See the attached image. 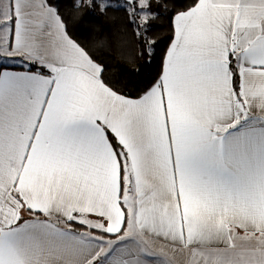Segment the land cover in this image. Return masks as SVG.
Returning a JSON list of instances; mask_svg holds the SVG:
<instances>
[{"label": "crops", "instance_id": "obj_1", "mask_svg": "<svg viewBox=\"0 0 264 264\" xmlns=\"http://www.w3.org/2000/svg\"><path fill=\"white\" fill-rule=\"evenodd\" d=\"M15 7L16 0L11 5L6 0L3 23L9 33L4 54L19 66L34 58L29 19L38 17L21 18L19 31L13 23L10 39L9 12ZM173 27L164 60L163 99L155 92V112L144 117L150 127L155 115L158 139L146 157L129 153L123 193L120 163L101 137L73 142L58 131L69 122L73 106L63 97L73 88L76 99L103 90L115 100L100 85L99 69L87 56L74 44L66 45L68 55L56 58L63 63L54 70L61 76L60 85L51 92L45 84L51 77L26 67L0 69V74H15L0 75L4 96L13 101L0 120L2 231H16L7 223L20 217L23 206L60 223L80 214L75 220L89 229L117 232L115 239L131 238L128 250L136 256L145 250L171 264H195L194 253L207 264H264V235L258 234L264 229V161L258 148L252 146L253 162L236 179L206 171L189 173L183 165L175 168L164 129V105L170 101L167 119L178 130L172 151L179 149L183 156L205 149L210 124L228 126L230 94L235 101L230 55L237 60L241 91L264 96V0H200L176 14ZM116 103L135 107L122 99ZM20 227L19 242L10 243L7 236L0 242V264H36L37 258L42 264H91L87 254H101L114 239L47 220L27 218ZM190 241L195 244L190 246ZM137 264L166 263L139 256Z\"/></svg>", "mask_w": 264, "mask_h": 264}, {"label": "snow or ice", "instance_id": "obj_2", "mask_svg": "<svg viewBox=\"0 0 264 264\" xmlns=\"http://www.w3.org/2000/svg\"><path fill=\"white\" fill-rule=\"evenodd\" d=\"M8 3L11 5L12 0H8ZM63 5L77 10L78 15L71 23L70 17L61 10ZM163 7L161 0H16L15 9L9 12V23H14L17 31L20 30L21 18L38 17L29 19L32 25L29 43L34 58L19 66L35 69L38 75L51 77L45 81L51 92V87H59L61 80L60 74H54V70L63 61L56 58L62 54L68 55L65 46L74 44L99 69L100 85L115 96L113 100L101 90L90 95L85 93L76 99L74 88L71 94L65 93L64 101L73 107L68 114L69 122L58 129L61 135L73 142L81 138L101 137V143L106 142V146L122 164L129 160V153L147 156L158 134L155 115L150 127L146 126L144 117L155 112V92L158 91L163 99L167 68L165 61L161 60L158 75L153 76L152 71L144 73L142 70L146 66L151 68L157 62L156 49L169 41L168 37L155 40L149 35L154 28L161 26L155 22V18L161 15L159 10ZM81 8L82 12L79 11ZM231 59L235 61L236 57ZM105 60L115 61V69L110 70ZM125 61H139L130 74L134 77L129 81L133 84V91L127 94L115 88L108 75L110 71L122 75L126 71ZM0 66L7 68L17 65L0 59ZM0 75L8 77L15 74L4 72ZM4 88L5 82L0 79V120L4 117L5 109L13 103L4 96ZM233 91L236 100L232 101L229 95L228 126L210 124L206 129L205 149L183 156L179 149L174 153L172 151V139L178 135V130L169 125L167 110L171 104L170 101L165 103L164 129L169 138V154L174 158L176 169L183 165L189 173L206 171L222 179H236L245 167L252 164L253 145L258 148L260 158L264 161V96H250L241 91L240 85H236ZM121 99L135 107L125 109L118 105L116 100ZM233 120L235 123H232ZM121 171L123 173L126 169L122 167ZM21 219L18 217L14 223H7V228H15V232L2 231L5 223L0 221V242L5 236L10 243L19 242ZM258 234L264 235V229ZM105 235L114 238L119 233L107 232ZM155 235L167 239L159 232ZM130 243L129 237L114 238L108 241L109 247L101 254L89 252L85 258H91V264H137L139 256L145 260L156 259L147 253H140L139 256L131 253L128 250ZM218 243L223 246L225 242L221 240ZM194 244V241H190V246ZM193 258L195 264H207L202 256L197 258L193 253ZM36 264H42V261L37 258Z\"/></svg>", "mask_w": 264, "mask_h": 264}, {"label": "trees", "instance_id": "obj_3", "mask_svg": "<svg viewBox=\"0 0 264 264\" xmlns=\"http://www.w3.org/2000/svg\"><path fill=\"white\" fill-rule=\"evenodd\" d=\"M200 0H161V4L164 5L163 8H161L159 11L161 12V15L155 18V22L159 25H161L158 28H154L149 35L155 39V40H160L162 38L168 37L169 41L163 45H161L158 49H156L157 52V62L154 63L151 68H148L147 66L142 70L144 73L148 71H152L153 76H156L159 74L158 71V65L160 64L161 60H165V56L167 53V50L173 40V18L175 17L176 14L185 12L193 7H195ZM62 11H64L69 17H70V23L72 22L73 19H75L78 15L77 10L69 8L67 5L62 6ZM80 12L83 11L81 8L79 10ZM103 19V18H102ZM12 32H13V24H10V39L12 38ZM88 43H94L91 41H88ZM233 57L230 55L229 57V70H230V76H231V85H232V91L234 90L236 85H240V75H239V70H238V64L237 60L233 61L231 59ZM105 63L108 64L109 69H115L116 67V62L115 61H108L105 60ZM125 69L126 71L122 75H117L115 72H109L108 75L110 76V79L113 82V86L121 91H123L125 94H127L130 91H133V84L130 83V80H133L134 77L131 76L132 69L136 68L138 66L139 61H133V62H128L125 61ZM3 66H0V69ZM13 68L16 69H24L21 66H15ZM28 71H36L35 69H27ZM241 88V86H240ZM234 98L236 100L235 93L233 91ZM120 163V174H121V193L125 190L126 187V176L129 174V160L127 162H124L123 164L119 161ZM125 168L126 171L122 173L121 168ZM17 196V195H16ZM22 213L20 217H22L21 222L26 220L27 218H30L32 220H47L50 221L54 224L64 226L66 228H69L74 231H89L93 235L97 236H104V237H109L105 235V233L94 230V229H89L85 225L77 222L75 220V217L79 216L80 214L74 213L72 215V219L60 223L57 220L53 219L50 216H47L42 213L38 212H33L23 206H21ZM127 225V212L125 211V226Z\"/></svg>", "mask_w": 264, "mask_h": 264}, {"label": "rangeland", "instance_id": "obj_4", "mask_svg": "<svg viewBox=\"0 0 264 264\" xmlns=\"http://www.w3.org/2000/svg\"><path fill=\"white\" fill-rule=\"evenodd\" d=\"M143 2H146V0H143ZM6 11V0H0V59H6L8 61V63H13L10 60H8L7 58H5V54H4V49L6 42L8 41V31H7V27L5 26V24L3 23V16H4V12ZM143 253H147L145 250H141ZM149 254V253H147ZM150 256H153L152 254H149ZM157 259H160L162 262L166 263V264H171L170 262H168L165 258L157 255L156 256Z\"/></svg>", "mask_w": 264, "mask_h": 264}]
</instances>
